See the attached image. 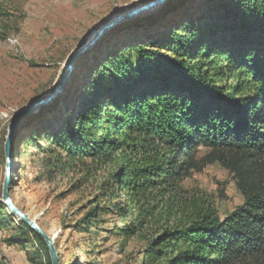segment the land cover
<instances>
[{
	"label": "trees",
	"instance_id": "trees-1",
	"mask_svg": "<svg viewBox=\"0 0 264 264\" xmlns=\"http://www.w3.org/2000/svg\"><path fill=\"white\" fill-rule=\"evenodd\" d=\"M85 90L45 144L31 139L51 170L84 166L80 183L96 182L81 225L115 218L116 235L146 243L139 264H264V0H202L198 12L103 60ZM23 156L14 144L12 181ZM214 162L244 196L223 217L184 187Z\"/></svg>",
	"mask_w": 264,
	"mask_h": 264
},
{
	"label": "rangeland",
	"instance_id": "rangeland-1",
	"mask_svg": "<svg viewBox=\"0 0 264 264\" xmlns=\"http://www.w3.org/2000/svg\"><path fill=\"white\" fill-rule=\"evenodd\" d=\"M150 1L0 0V264H52L51 255H47L36 234L20 228L21 222L13 214L15 218L6 215L4 145L9 122L16 111L51 95L64 73L65 88L18 129L15 148L25 156L14 161L17 176L11 182V197L20 209L27 214L31 212L30 219L51 237L59 264L140 263L146 243L136 237L116 235L115 218L104 216V221L96 227L80 224L89 210L84 207L98 193V186L91 178L80 183L87 175L85 167L51 170L45 164L49 155L36 152L31 139L37 134L45 144L46 136L72 116L85 101V86L103 60L148 35L162 33L177 19L198 12L202 2L175 0L173 7L177 8L169 13L162 11L163 4L134 17L135 22H130L134 19L131 18L120 23L79 58L69 72L65 71L69 58L92 31L114 16ZM152 13L157 14L156 23L147 26L144 18ZM129 22L134 26L119 28ZM206 151L200 148L198 155ZM184 187L191 199L202 198L220 217L244 202L237 179L218 162L194 171L184 181Z\"/></svg>",
	"mask_w": 264,
	"mask_h": 264
},
{
	"label": "water",
	"instance_id": "water-1",
	"mask_svg": "<svg viewBox=\"0 0 264 264\" xmlns=\"http://www.w3.org/2000/svg\"><path fill=\"white\" fill-rule=\"evenodd\" d=\"M168 1L169 0H152L138 7H135L134 9L128 12L118 14L114 16L112 19L108 20L106 23L101 25L98 29L92 31L88 40L73 53V55L69 58L66 64L65 71L69 72L72 69L75 62L79 58H81L89 49H91L113 27L119 25L120 23H123L124 21L130 20L131 18L136 17L139 14H142L154 8H158L162 6L163 4L167 3ZM65 85H66V74L64 73L63 78L59 81L58 85L56 86V88L54 89L51 95H49L48 97L36 100L24 106L23 108L19 109L18 111H16V113L13 115V117L11 118L9 122L6 141L4 145L5 155L7 157V171H6V177H5V182H4V188H3V202L11 214H13L19 220L28 224L33 229H35L44 238L45 242L47 243L49 247L52 264H59V263L57 259L55 246L53 245V241L51 237L35 221L30 219L27 215V212L20 209L15 204V202L13 201L11 197L13 148H14V144L17 138L18 129L20 125L22 124V122L26 120L28 117H30L33 113L40 111L46 105L51 103L54 100V98L65 88Z\"/></svg>",
	"mask_w": 264,
	"mask_h": 264
},
{
	"label": "bare ground",
	"instance_id": "bare-ground-1",
	"mask_svg": "<svg viewBox=\"0 0 264 264\" xmlns=\"http://www.w3.org/2000/svg\"><path fill=\"white\" fill-rule=\"evenodd\" d=\"M24 195H25V196H24L25 199L28 198V197H27V194H24ZM30 207H31V205H30ZM30 207H29V208H30ZM27 215H28L29 218L32 217V213H31V212H30L29 214H27Z\"/></svg>",
	"mask_w": 264,
	"mask_h": 264
}]
</instances>
